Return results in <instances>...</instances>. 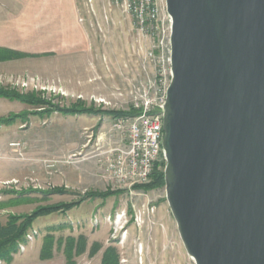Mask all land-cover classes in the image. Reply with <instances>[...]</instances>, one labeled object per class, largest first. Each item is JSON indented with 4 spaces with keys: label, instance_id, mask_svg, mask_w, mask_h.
<instances>
[{
    "label": "rangeland",
    "instance_id": "obj_1",
    "mask_svg": "<svg viewBox=\"0 0 264 264\" xmlns=\"http://www.w3.org/2000/svg\"><path fill=\"white\" fill-rule=\"evenodd\" d=\"M121 3L122 0H78L80 21L87 33L86 54L27 62L26 71L0 76L7 81L0 88L22 95L35 94L52 110L79 103L102 112L131 111L134 85L147 76L156 79L158 68L147 61L150 41L139 33ZM31 78L39 79L38 86L30 82ZM26 80L30 84L23 88ZM39 110L42 109L0 98V118ZM81 119L93 121V125L82 127ZM113 120L108 115L64 116L54 111L48 115L29 114L25 122L17 120L9 127L0 125V221L5 223L9 213L24 215L40 206L81 201L67 212L35 221L42 233L37 231L32 242L43 237V247L46 242L51 246L58 263L68 264L70 254L74 264H105L111 256L107 251L114 250L117 264H195L180 238L166 199V185L137 189L140 195H131L126 191L118 193L124 190L105 181H82L71 186L65 178L63 166L73 173L82 166L93 167L97 177L95 160L87 159L92 149L84 148L88 144L84 130L93 131L96 139L109 132ZM50 162L58 164L53 176L46 168ZM158 164L164 171L166 164ZM55 176L63 181H53ZM108 191L116 194L102 197ZM21 204L24 208H16ZM141 212L144 216L139 224L135 217ZM121 213L126 217L118 224L114 220L107 222L108 217L115 219Z\"/></svg>",
    "mask_w": 264,
    "mask_h": 264
},
{
    "label": "water",
    "instance_id": "obj_2",
    "mask_svg": "<svg viewBox=\"0 0 264 264\" xmlns=\"http://www.w3.org/2000/svg\"><path fill=\"white\" fill-rule=\"evenodd\" d=\"M166 199L195 264H264V0H166Z\"/></svg>",
    "mask_w": 264,
    "mask_h": 264
},
{
    "label": "built area",
    "instance_id": "obj_3",
    "mask_svg": "<svg viewBox=\"0 0 264 264\" xmlns=\"http://www.w3.org/2000/svg\"><path fill=\"white\" fill-rule=\"evenodd\" d=\"M121 6L125 13L133 17L139 33L151 43L147 61L157 65L156 79L147 76L131 91L132 108L141 111V114L115 117L109 132L96 139L93 131L85 129L88 144L84 148L92 149L86 158L95 160L97 177L118 190L140 195L136 194V187L150 182L158 163L166 164L163 119L172 80V20L167 12L166 0H122ZM5 82L6 79L0 77V86ZM30 82L38 86L39 79L31 78ZM30 82L24 81L23 88H27ZM57 165L56 162L46 165L50 176L54 175ZM143 216L142 212L136 213V222H143ZM125 217L126 213L117 214L115 219L108 217L107 222L114 220L118 224ZM36 236L38 232L32 231L27 236L28 243ZM24 250L22 245L20 251Z\"/></svg>",
    "mask_w": 264,
    "mask_h": 264
},
{
    "label": "crops",
    "instance_id": "obj_4",
    "mask_svg": "<svg viewBox=\"0 0 264 264\" xmlns=\"http://www.w3.org/2000/svg\"><path fill=\"white\" fill-rule=\"evenodd\" d=\"M86 51L87 33L80 21L78 0H0V76L26 71L27 62H49L86 54ZM17 54L24 57L17 58ZM81 120L82 127L93 125V121ZM92 168L82 166L78 173L65 166L62 170L71 186L82 181L104 183L94 176ZM53 181L63 180L55 176ZM16 208H24V205ZM33 229L41 235L42 230L36 222ZM40 238L26 243L25 250L14 256L12 264H61L55 257L41 258L43 237Z\"/></svg>",
    "mask_w": 264,
    "mask_h": 264
},
{
    "label": "trees",
    "instance_id": "obj_5",
    "mask_svg": "<svg viewBox=\"0 0 264 264\" xmlns=\"http://www.w3.org/2000/svg\"><path fill=\"white\" fill-rule=\"evenodd\" d=\"M15 57L21 58L24 57V55L17 54ZM12 58L14 57H11L10 59ZM0 98L7 99L9 101H17L26 104L28 106H33L42 109L36 111L35 113L33 112L28 114L27 113L10 114L6 117H1L0 125H4L7 127L14 125L17 120H21L25 122L29 114L48 115L50 113L53 114L54 111L64 116L108 115L113 118L118 116H137L141 114V111L134 109L128 112H123V111L102 112L100 109L97 110L95 108H87L83 104H79V103H77V105L75 104L68 108L56 107L55 109L52 110V108L49 109L47 108L46 105H49L47 101L41 99L35 94L22 95L17 91L7 88H0ZM161 164L165 165V163H161ZM158 167L159 164L156 166L154 170L150 183L146 185L137 186L136 189H152V188H159L165 186L166 183H165L164 171L163 169H159ZM53 192H63V191L54 190ZM117 192L121 193L125 191H117ZM114 193L116 194V192L108 191V193L102 194V197L107 198L108 196ZM80 203L81 201L76 203H69V204L40 206L37 207L35 210H33L30 214H24V215L9 214L7 217V221L5 223L0 221V264L1 263L12 264L14 260V256L20 252L21 246L28 243L27 236L33 231V224L38 218L49 216L57 212H67L75 208L76 206L80 205ZM109 251L110 252L107 251L108 253L107 255H111L108 256L110 257L109 258L110 262L108 260L105 262V264H117L118 255L116 251L114 250H109ZM51 253H52V248L46 242L42 249L41 258L44 260L51 259L53 257ZM67 259H68V264H74L70 254H68Z\"/></svg>",
    "mask_w": 264,
    "mask_h": 264
}]
</instances>
